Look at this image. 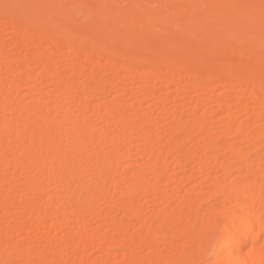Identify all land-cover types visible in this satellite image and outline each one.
<instances>
[{"label": "rangeland", "instance_id": "1", "mask_svg": "<svg viewBox=\"0 0 264 264\" xmlns=\"http://www.w3.org/2000/svg\"><path fill=\"white\" fill-rule=\"evenodd\" d=\"M73 1L66 8L68 17L64 20L65 25L87 30L101 16L102 21L113 28L118 21L111 19V23L106 15L115 7L122 23L126 22L123 17L133 16V23L121 25L119 30L131 27L133 39L137 38L136 31L142 27L140 16L147 18L151 29L153 28L149 37L151 42L160 38L159 40H172L169 43H174L176 39L186 37L188 44L183 45L184 52L199 48L197 34L200 19L211 11L201 0H193L192 3L185 0L184 5L181 0ZM91 1L94 2L90 5ZM255 2L258 5L264 3V0ZM22 3V0H0V42L8 51L13 50L19 63L51 51V44L46 42L49 40L47 38H51L48 32L40 31L41 37L30 38L11 30L14 16L21 14ZM57 3L55 7L59 5V1ZM256 9L244 7L240 12ZM213 11V26L219 25L224 18L225 22L231 13L228 7L221 5ZM256 16L263 17L253 20L251 30H257L259 26L262 29L264 26V15L257 13ZM234 31L240 34L239 26L234 27ZM43 36H47L46 39ZM245 40L240 41L236 37L230 43L236 47ZM258 49L264 53V42L258 43ZM77 51V65L82 67L69 78L65 90L57 88V83L64 81L63 75L67 72L65 63L73 59L72 52L67 47L63 46L57 51L51 64L41 61L23 78L17 77L16 72L0 56V120H5L9 126L4 129L0 125V264H98L104 260L108 264H122L125 255L126 260L131 262L144 260L151 255H163L166 260H175L179 252L184 256L189 253V264H218L210 258L209 250L216 241V228L227 219L220 215L226 198L219 193L217 195L215 190L227 189L235 179L247 176L261 180L260 188L264 192L263 171H248L246 168L242 172H227L222 168L234 156L231 144L245 152L244 164L254 159L255 152L249 150L252 144L264 146V137L250 140L236 134L240 128L258 135L264 128V95L259 100L253 99L250 88L240 87L237 77L218 81L205 77L206 67L213 59L210 54L199 57L197 65L202 73L193 68L192 71L197 74L195 79L188 71L168 72L165 66H158L155 69L157 73L148 75L145 79L141 70H147L146 63H133L134 69L127 70L124 67L129 62L120 57L104 59L97 55L101 54L99 51L88 47H81ZM97 57L100 61L96 60ZM64 77L66 79L67 76ZM164 77H169L171 81L162 82ZM199 80L202 85L197 87L195 84ZM96 81L102 82L106 87L99 97L82 89L86 82ZM145 88L155 90L156 95L143 97L141 91ZM77 93L82 95L75 100L73 96ZM221 96L227 97L231 104L220 109L216 101ZM239 96L241 97L238 98ZM163 99L168 105L165 109L159 104ZM115 100L121 101L125 119L134 128L144 115L149 123L147 127L151 138L161 141L156 142L166 151L171 150L173 144L169 135L175 136L178 132L174 123L177 116L191 119L192 124H198V120L204 118L205 131L209 133V137L221 138L219 157L203 156L199 151L203 144L199 141H184L185 153H195L193 164L185 167L181 164L182 156L163 153L157 166H166L165 177H158L154 173L156 167L153 163L149 165L157 146L149 145L138 137L136 129H124L115 117L107 114ZM242 108H246L247 113H240L239 109ZM25 109H34L39 131L58 143L55 146L39 138L32 139L36 151L35 165H40L39 171L13 168V163L26 153L27 141L22 142L21 146L17 143L20 141L19 137L27 134L25 128L28 125L22 117ZM21 123H24L25 128ZM85 124L93 130L87 141L82 139L85 141L83 158H77L72 138L66 129L72 126L80 131L83 138L88 128ZM214 126L219 128L216 129L218 133L213 129ZM259 149L262 150V147ZM61 160L66 163H61ZM84 160H88L90 164L87 170L75 169L73 174L68 171L70 167L74 169L84 166ZM104 165L106 172L102 183L97 177V166ZM142 176L148 177L146 186L154 193H141L131 203L127 191L132 189L133 180ZM5 178L12 180L11 190L8 192L4 190ZM27 180H32L34 187L49 184L48 189L26 193L23 189ZM91 186L103 187L106 194L88 200V189ZM258 187L259 185L255 186L256 192L259 191ZM187 196L194 199L192 212L182 209ZM50 198L53 199L52 204L48 202ZM232 203L230 202L231 205ZM24 206H28V210ZM258 209L264 212V201ZM53 211L57 216L51 215ZM128 211L132 216L125 222L128 220ZM163 216L168 217L167 233L171 237L157 245L143 244L139 250L128 251L116 242L110 244L112 238L122 241L145 234ZM21 222L27 225L24 231L11 228V225ZM66 236H79L81 241L76 246L65 244L63 239ZM199 244L206 247V252L204 257L196 259ZM260 244L261 241L255 242V245ZM108 253L112 255L108 257Z\"/></svg>", "mask_w": 264, "mask_h": 264}, {"label": "bare ground", "instance_id": "2", "mask_svg": "<svg viewBox=\"0 0 264 264\" xmlns=\"http://www.w3.org/2000/svg\"><path fill=\"white\" fill-rule=\"evenodd\" d=\"M57 1H59V5L55 7V5L58 4ZM181 1V4L183 3L184 5L185 0ZM186 1L190 3L193 2V0ZM201 1H203L202 3L206 4L209 9H211V11L203 15L200 19L201 23L198 27L197 34V36H199L200 45L199 48L190 49L188 52H184L185 49H183V45L188 44V39H186V37H181V39L178 38L174 41V43H169L172 42V40H159L160 38L156 42H151L149 40V37L151 36V31L153 28L151 29V25L149 24L147 18L145 19L144 17L140 16L142 27H139L140 29H137L138 31H136L137 38L133 39V28L130 29L131 27L119 30V27L121 25L129 24L130 22L133 23V16L129 18H127L126 16L123 17L122 19H126V22L122 23L121 17L117 15V9L115 7L109 10L110 12H108V14L106 15V17H108L110 21L111 19L118 21L119 24L117 23L115 26H113L114 29L105 24L102 21L103 17L99 16V20H95L94 22H92V25L90 24L91 26L89 27V29L79 30L80 28L78 29L72 26L70 27L68 26V24L65 25L64 23L65 18L68 17L66 8L70 6L69 4L71 2H74L73 0H22L23 6L21 7V14L15 15L13 21L11 20L13 22L11 30L15 33H23L30 38L41 37L39 36L40 31H44L45 33L48 32L51 35V38H47L49 40L45 41L51 44V51L47 50L48 52L37 54L33 58H28L26 60L24 59V61L19 63L20 61H18L14 57L13 50L8 51L9 49L6 47L5 49L4 45L0 42V56L6 60L7 66H9L10 69L16 72L17 77L23 78L24 75L28 74V72L41 61H43V63H46L47 65L51 64L53 62L55 54H58L57 51L63 46L67 47L72 52L73 59L65 63L67 72L64 75L67 76L66 79L63 75L64 81H59L57 83V88H59L60 90H65L69 78H71L73 74L77 73L78 68L81 66H79V64L77 65L76 61V56L78 55L77 49L79 50V48L81 47H88L99 51L101 54L97 55L104 59H107V57L111 56H113L114 58L120 57L124 59V61L129 62L127 63L128 66L126 65V67H124L127 70L134 69L133 63H146L148 64L147 70H141L144 76L143 78L145 79L148 75L156 74L157 71H155V69H158V66H165L166 69H168V72H170L169 70L188 71L192 73L193 78L195 79L197 74L192 71L193 68L202 73V71L200 70V66L197 65V62H200L199 57L201 55L210 54L213 59L208 63V66L206 65L207 67L205 66L206 70H204L205 72H207L205 77L209 78L211 81H218L222 79L230 80L237 77L239 78L238 85L240 87H249L252 93V98L259 100L264 95V53L259 51L258 43L264 42V26L262 27V29L259 26V29L257 30H251L250 27L254 19L263 17H257L256 14L260 13L264 15V3H259L258 5H256V0ZM93 2L94 1H91V3L89 2V4L91 5L93 4ZM219 5L228 7L231 10V13L227 16L225 22L224 18L219 25L213 26L214 24L211 21V18L213 17L212 14L214 13L213 10ZM244 7L257 9L247 12H240ZM239 14H242L243 16H239ZM111 23H113V21H111ZM236 26H239L240 34L237 31H234V27ZM19 29L21 31H19ZM248 30L250 31L247 32ZM45 37L43 36L42 38ZM236 37L239 38L240 41H243L245 39L248 40H245L243 44H239L234 47V45L230 43V41L231 39ZM77 46H79V48H77ZM99 57H97L98 59L96 58L97 61H100ZM86 62L88 63V61ZM163 81L164 83H168L171 80L169 77H164L162 78V82ZM199 82L195 84L197 87L202 85L201 80H199ZM102 84L103 83L100 81H96V83L86 82L85 84H83L82 89H84V91L94 93L97 97H99L106 90V87ZM155 92V90L153 91L152 89L145 88L141 91V94L145 98H150L156 95ZM80 93L82 92L80 91ZM81 95L82 94L77 93L73 96V98L75 100H78ZM240 97L241 96H239L238 98ZM159 104L162 109H165L168 106L167 102H164V99L163 101H160ZM216 104L218 108L221 109L228 106V104H231V102L227 97L221 96L217 99ZM22 112L23 120H25V124H27L28 126L26 125L27 127L25 128L24 123V126L22 125V123L21 125L25 129H27V134H23L24 136L20 135L23 137H19L20 141H17V143L19 142L18 146H21L22 142L27 141L25 146L26 153L24 154V157H22L18 161H13V168H17L20 171H27L32 169L39 171L40 165H35L37 164V161L35 160L36 151L35 146L31 142L32 139L39 138L40 140L52 143L55 146H57L58 143L51 137L43 136V134L39 131L36 125L37 116L34 109H25ZM239 112L247 113V109H239ZM107 114L110 117H115L117 119V122H119L121 126L124 127V129L131 131L134 128L131 122L125 119V111L122 108L120 100H115L113 102V104L108 109ZM190 120L191 119L189 118L185 119L181 116H177L174 119V123H176L178 132L177 134L175 133L176 135L174 134L175 136L169 135V138L171 137L173 140V144L171 147L172 149L170 148L171 150L168 151L164 150L162 146L157 144V142L159 141L157 140V138V142L155 141V139L151 138L150 131L147 127L149 123L144 118V115L138 121L139 124H137L134 128L136 129L138 137L140 139L145 140V142L149 145L155 144L157 146L156 152L153 153L152 162L149 165L151 166L153 163V165L156 167L154 169V173L157 176L159 175L158 177H165L164 173L166 166L161 168L157 166L158 159L163 153H171L173 155L182 156L181 164H183L185 167L193 164L192 159L195 153L194 151L185 153L183 149L184 141H199L203 144V146L199 144V146H201L199 151L201 150L203 156L209 155L216 159L217 157H219L218 148L221 143V138L219 139V137H214L212 139V136L209 137V133L205 131L206 124L204 118L198 120V124L194 123L196 125L192 124ZM227 124H229V121H227ZM0 125L2 126V128L4 127V129H7L9 127L8 123L5 120H0ZM85 125H87L88 127V124ZM90 127H88L84 132L83 138L81 137V134H79L80 131H76L72 126L66 129L67 134L72 138L76 153L75 156L77 158H83L85 141L88 140L93 130V128ZM213 129L216 131V129L218 130L219 128L214 126ZM259 132H257L259 134L256 135V133L253 134V132L251 131H244L238 128L236 134L237 136L243 135V137L254 140L264 137V128ZM219 136L222 137L220 134ZM19 138H17V140H19ZM84 138L86 140L83 142L82 139ZM112 144L113 146H115V141H113ZM231 145V152H233L234 156L231 157V162L226 163L222 166L225 171L242 172V170H245L247 168L248 171L251 170L264 172V146L258 147L256 144H252L249 150L255 152V154L253 155L254 159L251 162L244 164L245 160L243 161V157L246 155L245 152L239 151L241 149H239L237 145ZM16 146L17 144L15 145V147ZM260 147H262V150L259 149ZM142 151H144V149ZM104 154L108 155V153L106 152H104ZM107 160H109V156L107 157ZM61 163H66V161L61 160ZM195 163L196 162H194V164ZM105 165L97 166V177L98 180L102 181V183L105 178ZM89 166V161L84 160V166H78L74 169L70 167L68 171L73 174V171L75 169L80 168L83 170H87ZM146 177L142 176L139 177V179L133 180L132 189L127 191V193L129 192L131 203L136 200V198L141 193L145 195L154 193V191H151L146 186V184H148V177ZM4 181V190L8 192L11 190L12 180L9 178H5ZM260 181L261 180L256 178L254 180L253 178H247V176H244L241 179L237 178L232 181L227 189L218 188L219 190H215L216 194L219 193V195H222L226 198L224 199V205L222 210L220 211V215L226 217L227 219L223 223H220V225L216 228V241L209 250L210 258L215 263L264 264V212L258 209V206L264 201V192L260 188ZM256 185H259V191L257 192L255 191ZM48 186L49 184H43L34 187L32 185V180H27L25 182L23 191L26 193L32 191L40 192L48 189ZM88 190V200H93L101 195L106 194L103 187L91 186ZM206 196H208V194ZM193 201V197L187 196V198H185L184 200V205L182 206L183 211L189 210L192 212L193 208H191V205L193 204ZM48 202L52 204L53 199L50 198ZM230 202H233L232 205L230 204ZM128 206L129 204L127 205V207ZM24 208L25 210H28V206H24ZM51 215L55 217L57 216V213L53 211ZM126 216H128V220L126 219L127 221L125 222H128L129 218L132 216L131 212L128 211ZM167 218L168 217L166 216H163L162 219L160 217L161 220L159 219L154 228L152 230H149L148 232H145V234H138L133 238L122 241H118L117 238H112L110 244L113 245L112 242H116L117 244H119V246L128 251L139 250L140 246L143 244L157 245L158 243L171 237L167 233ZM11 226L10 227L13 229L19 228L20 230L24 231L27 225L26 223L21 222L18 224H13ZM78 237L75 236L72 238L70 236H66L64 237L63 242L65 244L76 246L81 241V238ZM260 241V245H255V242L259 243ZM205 252L206 247L204 245H197L195 258L200 259ZM108 254V257L112 255L110 253ZM182 254L183 253L179 252L175 260H166L164 258L165 256L163 255H151L150 257L138 262H131L126 260L127 255H125L126 257H123L122 264H159L161 262L163 264H189V253L187 254V256H184L185 254ZM221 256L222 258L220 259ZM98 264L108 263L107 260H104L103 262H100Z\"/></svg>", "mask_w": 264, "mask_h": 264}]
</instances>
